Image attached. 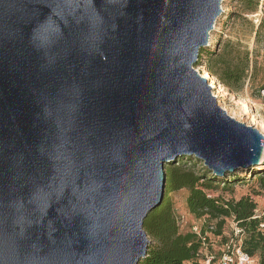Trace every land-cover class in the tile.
Masks as SVG:
<instances>
[{
    "label": "water",
    "instance_id": "obj_1",
    "mask_svg": "<svg viewBox=\"0 0 264 264\" xmlns=\"http://www.w3.org/2000/svg\"><path fill=\"white\" fill-rule=\"evenodd\" d=\"M222 0H0V264H139L163 167L264 137L193 69Z\"/></svg>",
    "mask_w": 264,
    "mask_h": 264
},
{
    "label": "trees",
    "instance_id": "obj_2",
    "mask_svg": "<svg viewBox=\"0 0 264 264\" xmlns=\"http://www.w3.org/2000/svg\"><path fill=\"white\" fill-rule=\"evenodd\" d=\"M236 1L248 9L257 2ZM254 39L256 46H264V17L254 30ZM203 56L206 58L204 64L208 72L231 91H241L247 80L252 88L256 86V55L254 59H249L247 52H234L231 46L222 51L215 46L213 51L201 49L198 61H202ZM258 84L257 89L264 91V78ZM262 166L264 158L257 165L216 175L191 156H180L165 164L162 201L143 221L142 228L149 243L146 256L139 264H200L197 254L202 242L190 231L181 233L177 225L172 195L180 190L187 191L185 203L189 214L196 219L206 218L200 224V231L209 234L206 239L209 252L214 248L220 251L228 242L232 231L228 237L223 228L226 221H230L240 230L243 252L254 257L256 264H264V212H257V203L248 195L236 200L225 199L221 195L213 197L210 194L218 192L220 188L231 193L233 187L242 181L240 177H234L236 173L251 174L261 170ZM257 181L264 191V177H257Z\"/></svg>",
    "mask_w": 264,
    "mask_h": 264
},
{
    "label": "rangeland",
    "instance_id": "obj_3",
    "mask_svg": "<svg viewBox=\"0 0 264 264\" xmlns=\"http://www.w3.org/2000/svg\"><path fill=\"white\" fill-rule=\"evenodd\" d=\"M220 8L222 12L217 17L204 48L213 51L217 46L218 49L224 51L231 46L234 52H247L249 59H254L256 55V86L252 88L247 80L241 91H231L208 72L204 64L206 61L204 56L202 61H198L193 66V69L202 78L208 76L209 79L206 80L210 87L213 86L211 93L216 98L217 105L229 117L256 129L264 137V91L257 89V84L264 78V46H256L254 39V30L260 19L264 17V0H257L256 5L251 9L244 7L236 0H222ZM262 167L261 170L251 174L249 172L236 173L234 177H240L242 181L233 187L231 193L220 188L218 192H210V194L213 197L221 195L225 199L234 198L236 200L248 195L257 203V212L261 214L264 212V191L261 190L257 177H264V166ZM198 169L199 167L196 171ZM186 197V190H180L172 195L175 217L181 233L191 231V227L200 226L206 220V218L196 219L189 214L185 203ZM232 227L231 222L226 221L223 231L228 237Z\"/></svg>",
    "mask_w": 264,
    "mask_h": 264
},
{
    "label": "built area",
    "instance_id": "obj_4",
    "mask_svg": "<svg viewBox=\"0 0 264 264\" xmlns=\"http://www.w3.org/2000/svg\"><path fill=\"white\" fill-rule=\"evenodd\" d=\"M232 236L228 242L221 248L220 251L209 252L207 249V237L208 233H202L200 226L191 227L192 233H194L202 242V245L198 251L197 257L200 264H256V259L247 255L241 249V237L240 230L232 225Z\"/></svg>",
    "mask_w": 264,
    "mask_h": 264
},
{
    "label": "bare ground",
    "instance_id": "obj_5",
    "mask_svg": "<svg viewBox=\"0 0 264 264\" xmlns=\"http://www.w3.org/2000/svg\"><path fill=\"white\" fill-rule=\"evenodd\" d=\"M204 79H209V78H208V76H205ZM211 87H213V86H211ZM262 160H263V158H262ZM262 160H261V161H262Z\"/></svg>",
    "mask_w": 264,
    "mask_h": 264
}]
</instances>
